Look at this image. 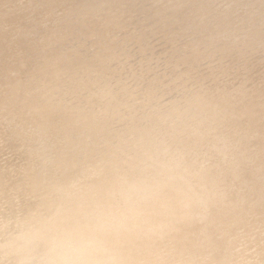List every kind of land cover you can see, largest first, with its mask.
<instances>
[{
	"label": "clouds",
	"instance_id": "9594fccd",
	"mask_svg": "<svg viewBox=\"0 0 264 264\" xmlns=\"http://www.w3.org/2000/svg\"><path fill=\"white\" fill-rule=\"evenodd\" d=\"M0 264H264V0H0Z\"/></svg>",
	"mask_w": 264,
	"mask_h": 264
}]
</instances>
